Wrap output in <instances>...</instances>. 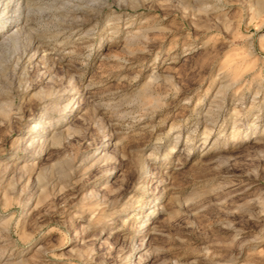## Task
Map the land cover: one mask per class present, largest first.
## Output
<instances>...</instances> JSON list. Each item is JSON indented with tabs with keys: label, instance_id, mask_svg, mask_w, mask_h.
<instances>
[{
	"label": "rangeland",
	"instance_id": "rangeland-1",
	"mask_svg": "<svg viewBox=\"0 0 264 264\" xmlns=\"http://www.w3.org/2000/svg\"><path fill=\"white\" fill-rule=\"evenodd\" d=\"M16 2L0 264H264V0Z\"/></svg>",
	"mask_w": 264,
	"mask_h": 264
},
{
	"label": "bare ground",
	"instance_id": "bare-ground-1",
	"mask_svg": "<svg viewBox=\"0 0 264 264\" xmlns=\"http://www.w3.org/2000/svg\"><path fill=\"white\" fill-rule=\"evenodd\" d=\"M7 0H0V3H3ZM17 1L16 3H18L19 5V8L15 9L16 11H19V9L23 6V5H26L28 3V0H10V2H15ZM7 3V2H6ZM17 5L14 6V8L16 7ZM30 19V18H28ZM23 21V20H22ZM26 21V20H25ZM29 22V21H28ZM27 22V23H28ZM26 23V25H27ZM23 24V23H22ZM22 24L20 23L19 25L16 26V33L15 34H8V36H6V38L0 42V46H3V45H8L9 43L10 44H14V45H18L19 44V35L20 33L22 32V29H23V26ZM27 27V26H26ZM30 28V27H29ZM37 47L36 49L34 50V53H32L33 55H35L37 52ZM31 54V55H32Z\"/></svg>",
	"mask_w": 264,
	"mask_h": 264
}]
</instances>
